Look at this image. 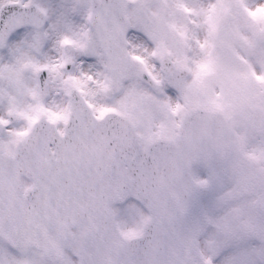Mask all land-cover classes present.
Returning <instances> with one entry per match:
<instances>
[{
    "label": "snow or ice",
    "instance_id": "6c2138e0",
    "mask_svg": "<svg viewBox=\"0 0 264 264\" xmlns=\"http://www.w3.org/2000/svg\"><path fill=\"white\" fill-rule=\"evenodd\" d=\"M0 264H264V0H0Z\"/></svg>",
    "mask_w": 264,
    "mask_h": 264
}]
</instances>
